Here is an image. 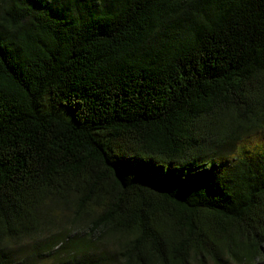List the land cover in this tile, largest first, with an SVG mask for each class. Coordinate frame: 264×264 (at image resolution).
<instances>
[{
	"label": "trees",
	"instance_id": "trees-1",
	"mask_svg": "<svg viewBox=\"0 0 264 264\" xmlns=\"http://www.w3.org/2000/svg\"><path fill=\"white\" fill-rule=\"evenodd\" d=\"M104 234L264 257V0H0V264H113Z\"/></svg>",
	"mask_w": 264,
	"mask_h": 264
},
{
	"label": "rangeland",
	"instance_id": "rangeland-1",
	"mask_svg": "<svg viewBox=\"0 0 264 264\" xmlns=\"http://www.w3.org/2000/svg\"><path fill=\"white\" fill-rule=\"evenodd\" d=\"M56 213H57V210H56ZM54 224H56L57 226H55V229L53 227V230H51L53 231L52 241L58 237L59 233L71 234L77 230L75 227H78L79 229H81V227L86 228L85 227L86 223H79V224L75 223L68 212L67 214L57 213L54 218ZM42 236L40 238L38 237L34 238L33 239L34 241L30 240L28 241L27 244H24V245L30 246L31 244H35V243H42L45 241L44 239H41ZM120 240L121 239L115 235L113 236V235L104 234L102 238L98 240L96 246L93 247L94 250H91L90 254H93V255L103 254L104 258H109V259L113 256L114 261H115L113 262V264H121L120 255L118 253L116 254V251L121 249V246L118 247ZM188 263L189 264H213L211 260L205 259V258H199V260L191 259ZM225 264H237V263H233L230 260H226ZM250 264H264V257L258 258Z\"/></svg>",
	"mask_w": 264,
	"mask_h": 264
}]
</instances>
